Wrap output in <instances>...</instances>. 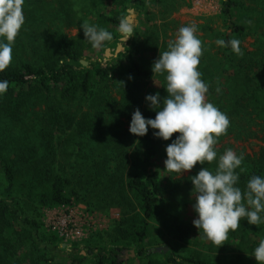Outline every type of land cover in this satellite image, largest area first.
Returning <instances> with one entry per match:
<instances>
[{"label":"trees","instance_id":"trees-1","mask_svg":"<svg viewBox=\"0 0 264 264\" xmlns=\"http://www.w3.org/2000/svg\"><path fill=\"white\" fill-rule=\"evenodd\" d=\"M88 1L93 7L101 5V0ZM110 1L111 13L97 11L90 19L92 25L108 30L117 45L122 35L113 27L120 25L122 18L119 13L126 14L129 8H141L144 0ZM247 1L255 6L259 0ZM51 5L59 15H54V18L68 21L70 26L78 24L69 0H51ZM241 5L240 0L223 2L221 11L226 29L223 40L226 42L239 39L245 32V27L232 19L234 8ZM31 30H24L23 35L29 36ZM135 31L134 28L133 34ZM43 34L48 38L42 39ZM35 35L34 40H15L12 62L0 72V80L9 81L7 92L0 96V172L6 182L4 197L0 198L1 250L9 254L23 239L38 238L43 247L39 249L38 242L31 245L33 254L41 253L34 264H51L57 254H63V250L56 245L49 246L51 240L48 243L40 241L38 223L23 215L17 198L35 197L41 205L62 204L70 202L72 197L79 199L82 193H91L101 185L102 199L107 197L109 201L128 208L117 229L121 231L120 236L128 232L131 242L135 243L134 250L129 252L132 250L134 254L151 260L144 242L151 221L157 216L171 228V232L182 234L180 238L191 235L189 221L172 212L162 214L161 209L166 204L170 205L178 194L191 195L190 177L202 167L214 171L217 160L197 163L187 175L177 177L179 173L164 169V160L165 146L178 133H173L165 141L154 137L155 130L151 128L144 136L133 134L130 137L132 134L128 131L131 114L136 108L146 118L155 117V111L148 108L145 96L157 92L161 97L167 95L164 75L157 74V85L149 86L143 95L140 86L155 80V76L142 67L125 46L124 52L104 63L94 60L84 66L80 63L82 52L79 44L66 35L60 24L40 27ZM163 44L158 49L160 52L168 48L169 43L164 41ZM240 48L242 55L233 53L231 47H223L221 72L215 70L217 64L213 63L209 64L211 70L208 67L200 70L201 79L209 85L206 99L230 120L226 134L218 138L216 145L232 131L252 136L264 132V45L252 52H246L242 46ZM217 87L221 89L219 93ZM64 140L71 146L70 151L78 156L83 155L88 144L92 149L100 148L96 155L85 154L86 158L92 157L94 165L87 169L82 166L81 171L85 172L78 176L77 170H56L55 145ZM130 141L136 143L132 155L127 153ZM216 145L218 159L220 149ZM159 162L167 173V181H162L161 168L156 166ZM148 163H154L153 168L143 166ZM236 171L239 172L238 186L241 189L245 188L252 175L264 176V152L260 159L247 162V165L243 161ZM74 175L75 182L72 180ZM162 182L167 186L164 187ZM90 183L95 185L89 186ZM126 224L127 231L122 228ZM19 225L24 232H20ZM248 232L264 233V223L256 226L241 219L240 227L230 231L226 240L227 243L235 241L238 250L235 252H244L250 244ZM121 250L122 245L115 244L89 248L92 264H124L120 259ZM64 254L70 258L71 264H84L87 260V255L80 251ZM1 261L4 259L0 257ZM166 261L173 264H213L198 254H167Z\"/></svg>","mask_w":264,"mask_h":264},{"label":"rangeland","instance_id":"rangeland-1","mask_svg":"<svg viewBox=\"0 0 264 264\" xmlns=\"http://www.w3.org/2000/svg\"><path fill=\"white\" fill-rule=\"evenodd\" d=\"M240 1L242 5L234 8L232 19L236 24L244 26L245 32L237 40L240 41V46L246 52L258 51L264 45V0L257 1L255 6L247 0ZM69 2L72 5L75 20H78V24L72 26L68 25V21H60L54 18V15H59L55 10H52L51 0H25L23 5L25 21L15 40L21 42L28 39L34 40L35 32L40 27L43 29L47 25L60 24L66 35L79 44V51L82 52L80 60L86 61L87 65L90 61L98 60L104 63L114 58L116 55L105 56L107 48L110 49L111 53L115 50L116 42L113 38L105 41L101 46L93 47L84 38L81 29L85 23L92 25L90 18L95 12L105 10L107 13H111V1L101 0L99 3L101 5L94 7L89 4L88 0H69ZM223 2L224 0H144L142 7L135 9L131 16L133 18L131 25L136 31L123 45L127 51L133 54L142 67L152 73L151 64L158 57L160 52L158 49L163 47L164 41L169 43L175 38L180 27L195 23L197 25L196 35L202 41L203 50L198 70L203 71L204 67L211 70L209 64L213 63L217 64L215 70L221 72L224 64V50L216 41L223 40V34L226 30L221 11ZM55 7L59 8L57 5ZM127 15L128 13L120 12L118 16L124 19V16ZM113 28L119 29V27ZM26 29H32L29 36L23 35V31ZM119 34H121L120 30ZM43 38L48 37L43 34ZM106 42L107 44H105ZM152 74L155 76V80L140 86L143 95H146L149 86L157 85V74ZM257 133L258 135L252 136L241 131L238 133L232 131L224 136L216 147L220 149V155L226 149H233L237 154L243 153L244 159H246L243 161L247 165V162L260 159L264 152V132ZM130 137H133V134ZM68 144L64 140L60 145H55L57 156L54 168L58 171H63L65 168L69 172L77 170L78 176L79 173L85 172L81 171L82 166L87 169L94 165L92 157L86 158L85 154L96 155L100 148L93 147L92 149L91 144H88L82 152L83 155L78 156L76 152L70 151L71 146ZM135 144V141L128 142L127 153L129 155L133 154ZM160 164L159 162V165L156 166L160 167ZM143 166L153 168L154 163ZM242 170H247V168ZM188 173L189 171L186 170L182 174L187 175ZM182 174L177 175V177L183 176ZM166 176L167 173L161 168L163 182L164 180L167 181ZM75 179L76 175L72 177L74 182ZM94 185L95 183H90L89 186ZM163 185L164 187L167 186L164 183ZM5 186L4 175L0 172V198L4 197ZM102 187V185L99 186L96 190L90 191L91 193H82L83 196L81 195L79 199L72 197L70 202L62 204L41 205L35 197H33L34 199H30L28 196L17 198V204L21 207L23 215L38 223L40 241L48 243L51 240L52 243L49 246L56 245L63 250V254H57L51 264H71L70 258L64 254V252L70 251H80L81 254L87 255L84 264H92L93 258L89 253V248L114 244L122 245L120 259L124 264H173L166 261L167 254L182 256L198 254L213 264H257L251 253L259 241L264 239L263 232H248L250 233L248 236L250 244L244 249L245 251L243 250L244 252H235L238 250L235 241L232 240L229 243L225 241L216 247L212 242L203 239L201 231L193 226L192 220L196 214L191 205L194 203V197L192 195L184 196V194L176 195L171 200L170 205L166 204L165 208L161 209V213L172 212L181 219L189 221L192 227L191 235L180 238L179 235L182 234L171 232V228L169 229L163 223L164 221L162 222V219L157 216L151 221L148 236L144 242L145 247L150 252L151 260L148 261L136 254L131 256L129 250H134L135 243L131 242V236L127 234L128 232H124L125 235L120 236L119 232L121 231L117 229L124 214L128 213V208L124 204L109 201L107 197L102 199V191H100ZM65 228H68L67 234ZM122 228L127 231L128 225H123ZM19 229L20 232H24L20 225ZM71 229L77 230L79 234H69ZM37 239H23L22 242L15 245L9 254H5L1 250L2 246H0V257L4 259L0 264H34L36 257L41 255L40 252L33 254L31 251V245L39 243ZM129 242L130 244H127ZM42 247L43 244L39 243V249Z\"/></svg>","mask_w":264,"mask_h":264},{"label":"clouds","instance_id":"clouds-1","mask_svg":"<svg viewBox=\"0 0 264 264\" xmlns=\"http://www.w3.org/2000/svg\"><path fill=\"white\" fill-rule=\"evenodd\" d=\"M25 0H0V72L12 62L13 46L25 17ZM83 36L93 47L101 46L112 39V34L96 25L83 24ZM119 30L123 40L133 35V26L122 19ZM197 25L191 23L180 27L166 51L159 52L151 64V71L164 75L167 95L147 94L148 108L155 111L154 118H146L139 108L132 114L128 131L144 136L149 128L153 136L171 143L165 146L164 169L180 175L197 164L217 160V167L210 171L202 167L190 177L192 209L195 218L192 224L201 231L203 239L216 247L228 239V233L240 227L241 219L251 225L264 223V176L252 175L244 189L238 186L239 169L244 160L243 153L226 149L217 159L215 145L220 136L226 134L230 120L214 104L206 99L209 85L198 70L202 56V41L196 35ZM221 47H231L233 53L242 55L240 41L217 40ZM131 79V76L129 77ZM9 81L0 80V96L5 94ZM217 93L221 91L219 87ZM251 255L257 264H264V239L260 240Z\"/></svg>","mask_w":264,"mask_h":264},{"label":"water","instance_id":"water-1","mask_svg":"<svg viewBox=\"0 0 264 264\" xmlns=\"http://www.w3.org/2000/svg\"><path fill=\"white\" fill-rule=\"evenodd\" d=\"M127 12H128V15L125 17V19H127V21H128L130 24H132V23H133V18H132L131 16H132V14L134 13V9H133V8H129V9H127ZM127 40H128V39L123 40V37L121 36V37L119 38V42L117 43V45H116V47H115L114 52L111 53V52H110V49L107 48V49L105 50V56H107V57H112L113 55H117V54H119V53L124 52V45H123V44L126 43ZM80 63H81L82 65H84V66L87 65V62H86V61H83V60H80ZM130 255H131V256L134 255V252H133L132 250L130 251Z\"/></svg>","mask_w":264,"mask_h":264},{"label":"built area","instance_id":"built-area-1","mask_svg":"<svg viewBox=\"0 0 264 264\" xmlns=\"http://www.w3.org/2000/svg\"><path fill=\"white\" fill-rule=\"evenodd\" d=\"M67 229H68V228H65V233H66V234L68 233V232H66ZM73 231H75V232H73ZM72 233L75 234V235H78V234H79V232H78L77 230H73V229H71L69 234H72Z\"/></svg>","mask_w":264,"mask_h":264}]
</instances>
